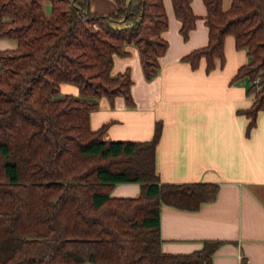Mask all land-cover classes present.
I'll return each instance as SVG.
<instances>
[{
  "label": "trees",
  "instance_id": "16d2710c",
  "mask_svg": "<svg viewBox=\"0 0 264 264\" xmlns=\"http://www.w3.org/2000/svg\"><path fill=\"white\" fill-rule=\"evenodd\" d=\"M115 1L103 13L92 0H0V37L18 40L0 51V264H211L222 244L163 251L162 204L197 210L216 200L220 185L161 181V122L149 140H107L106 126L91 127L101 96L134 102L131 71L112 73L115 54L135 44L152 79L169 46L164 0ZM172 1L188 38L199 16L192 0ZM203 1L209 42L183 59L197 67L205 57L210 71L235 36L250 57L235 78L248 76L255 92L251 128L264 109V0H232L228 9L224 0ZM63 82L79 95L62 94ZM122 182L140 183L141 193L112 195Z\"/></svg>",
  "mask_w": 264,
  "mask_h": 264
},
{
  "label": "crops",
  "instance_id": "0c3cea01",
  "mask_svg": "<svg viewBox=\"0 0 264 264\" xmlns=\"http://www.w3.org/2000/svg\"><path fill=\"white\" fill-rule=\"evenodd\" d=\"M164 2L169 25L162 35L169 46L160 56L158 74L146 78L138 47L127 44L126 54H115L112 73L131 71L134 102L128 103L124 95L101 96L91 112V127L106 126L107 140H149L161 122L156 150L161 181L220 185L216 200L202 203L197 210L162 204L163 251L188 253L201 249L205 240H220L211 264H264V109L249 128L251 118L246 111L255 92H249L248 76L235 78L249 62V54L237 48L235 36L229 34L224 61L217 57L215 68L208 71L207 59L202 57L193 67L183 57L209 42L207 6L203 0H192L199 18L184 38L173 1ZM231 3L224 0V7L228 9ZM17 46L16 38L0 37V51ZM65 83L70 82H63L61 90ZM64 89L74 94L80 91L78 86ZM141 189L138 182H122L112 195L138 196Z\"/></svg>",
  "mask_w": 264,
  "mask_h": 264
},
{
  "label": "rangeland",
  "instance_id": "374dc122",
  "mask_svg": "<svg viewBox=\"0 0 264 264\" xmlns=\"http://www.w3.org/2000/svg\"><path fill=\"white\" fill-rule=\"evenodd\" d=\"M92 8L96 11L103 12V13L111 12L116 9V1L115 0H92ZM65 87L74 88L77 86L71 83H65L64 88ZM64 88L62 89L61 93L62 94L68 93V91L66 92ZM76 95H79V93Z\"/></svg>",
  "mask_w": 264,
  "mask_h": 264
},
{
  "label": "built area",
  "instance_id": "2783aa9c",
  "mask_svg": "<svg viewBox=\"0 0 264 264\" xmlns=\"http://www.w3.org/2000/svg\"><path fill=\"white\" fill-rule=\"evenodd\" d=\"M259 80H260V76L258 75V76L254 79V82H255V83H258Z\"/></svg>",
  "mask_w": 264,
  "mask_h": 264
}]
</instances>
